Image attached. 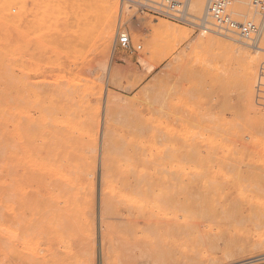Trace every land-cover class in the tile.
<instances>
[{
	"label": "rangeland",
	"instance_id": "374dc122",
	"mask_svg": "<svg viewBox=\"0 0 264 264\" xmlns=\"http://www.w3.org/2000/svg\"><path fill=\"white\" fill-rule=\"evenodd\" d=\"M207 1L180 21L112 0L108 41L101 0H0V264H264V31L258 49L204 34ZM242 17L260 19L251 0ZM77 148L79 170L44 164Z\"/></svg>",
	"mask_w": 264,
	"mask_h": 264
},
{
	"label": "built area",
	"instance_id": "2783aa9c",
	"mask_svg": "<svg viewBox=\"0 0 264 264\" xmlns=\"http://www.w3.org/2000/svg\"><path fill=\"white\" fill-rule=\"evenodd\" d=\"M130 3L141 15H157L175 20H185L184 9L189 0H123ZM235 0H208V14L212 20L209 24L214 33L224 37L235 36L250 43L258 49V42L264 28V0H251V6L260 15L258 21L247 20L236 14L233 9ZM243 19V20H242ZM204 27V26H203ZM205 28V27H204ZM119 44L122 48L134 51L127 33H120ZM139 46L137 49L140 50ZM255 86L256 103L264 107V63L258 69Z\"/></svg>",
	"mask_w": 264,
	"mask_h": 264
},
{
	"label": "bare ground",
	"instance_id": "6f19581e",
	"mask_svg": "<svg viewBox=\"0 0 264 264\" xmlns=\"http://www.w3.org/2000/svg\"><path fill=\"white\" fill-rule=\"evenodd\" d=\"M15 1V0H14ZM197 1V3H201L202 5H203V7H204V4H205V1L206 0H196ZM208 2V1H207ZM23 3V2H22ZM101 3L104 5L103 7L105 8V15H106V17H107V20H108V22H109V25H111V27L110 28H108V31H107V36H106V39L108 40V41H111L112 40V38H113V31H114V26H115V20H116V18H117V2L116 3H114L113 4V2H112V0H101ZM3 4H5V3H3ZM194 5V4H193ZM198 5V4H197ZM249 5V0H235V5H234V9H233V11L236 13V14H239L240 16H242L245 12H247V6ZM191 6H192V0H189L188 1V4H187V9L191 12ZM194 9V8H193ZM195 10V9H194ZM202 10H203V8H202ZM193 11V10H192ZM196 11H198L197 9H196ZM194 12V11H193ZM193 16V15H192ZM193 17H195V16H193ZM195 18H197V17H195ZM198 19H200L201 20V22L204 24V27H205V32H204V34L205 33H207L206 32V30H208V28H207V25H209V24H211L212 23V20H211V18H210V15L208 14V10H206V13L201 17V18H198ZM113 24H114V26H113ZM181 31V30H180ZM263 31H264V28H263ZM162 32H165V34L168 36V34L171 36V35H176L177 34V32H179V29L178 28H176V27H174V26H171V25H169V24H167V23H164V28L163 29H161L159 32H158V34L159 33H162ZM182 32V31H181ZM165 34H164V36H165ZM163 36V37H164ZM174 37V36H173ZM106 42V41H105ZM162 42V41H161ZM166 42V41H165ZM198 45H200V46H202V47H205V48H208V49H212V48H217L218 50H220L222 53H226V54H230V55H233V54H235V55H239V56H243V57H247V56H249V55H247V52L243 49V48H240V47H237V46H234V45H232V44H226V43H224V42H222V41H220V40H216V39H213V38H207L206 40H204V39H201V40H199V42H198ZM24 104V103H23ZM6 106V105H5ZM22 120V119H21ZM25 122V121H24ZM23 125V124H22ZM38 125V124H37ZM28 126H30V125H28ZM33 126V125H32ZM32 126H31V128H32ZM34 129V128H33ZM36 132V131H35ZM3 137H4V135H3ZM3 139V138H2ZM9 140H10V138H8ZM11 141V140H10ZM109 141H110V138L108 137L107 138V143H109ZM45 147V146H44ZM87 149H90V148H87ZM91 150V149H90ZM87 151V150H86ZM89 151V150H88ZM114 151V152H113ZM84 155V152L82 153V150H81V152L79 151V148H77L76 149V151H70V152H67V153H62L61 151H56V152H54L53 151V153H51L50 154V156L47 158V160H46V162H44V164H49V165H51L52 167H59V166H70V167H73V168H75L76 170H79L80 169V167H81V162H80V160L81 159H83V156ZM119 156H120V153H119V151H115V150H110V149H106L105 150V162H104V172H103V176L104 177H106V193H111V192H113L114 191V188H115V185H114V183H113V181H111L110 180V178H112V176H111V174H110V169H111V166H112V162H114V161H118L119 160ZM26 157V156H25ZM22 159V158H21ZM29 159V158H28ZM84 164H85V162H84ZM87 165V164H86ZM130 165V164H129ZM90 167V166H89ZM166 167V166H165ZM66 168V167H65ZM83 168L84 169H86L85 167H84V165H83ZM90 168H92V167H90ZM167 168V167H166ZM87 170V169H86ZM11 171V170H10ZM92 171V170H91ZM86 172V171H85ZM14 173V172H13ZM102 173V172H101ZM15 174V173H14ZM88 174V171H87V173H85V175H87ZM91 175H93V174H91ZM90 175V176H91ZM101 176H102V174H101ZM72 177V176H71ZM88 177V176H87ZM121 178V177H120ZM119 178V179H120ZM122 179V178H121ZM21 180V179H20ZM86 180V179H85ZM25 181V180H24ZM88 181V180H87ZM101 182V181H100ZM145 184H147L146 182H144ZM132 186H135L136 187V189L137 190H139V191H142L143 190V187H141V188H139L138 186H137V184H134V183H130ZM150 184V183H149ZM149 184H147V185H149ZM12 185V184H11ZM118 185V184H117ZM119 185H120V183H119ZM127 185H128V183H127ZM149 186H151V185H149ZM7 187V186H6ZM13 187V186H12ZM69 186H67V188H68ZM129 187H131L130 185H129ZM96 188V187H95ZM99 188V187H98ZM144 188H145V186H144ZM169 188V187H168ZM85 190H86V188H84ZM118 189V188H117ZM134 189V188H133ZM63 190V189H62ZM131 190V189H130ZM160 190V189H159ZM169 190V189H168ZM87 191V190H86ZM119 191V190H118ZM128 191H129V189H128ZM133 191V190H132ZM79 190L77 191V196H80V194H79ZM96 192V191H95ZM131 192V191H130ZM161 192V191H160ZM87 193V192H86ZM98 193V192H97ZM33 195V194H32ZM40 195V194H39ZM87 195V194H86ZM101 195V194H100ZM163 195H164V193H163ZM61 196V195H60ZM98 196V195H97ZM104 196H106V194L104 193ZM124 196V195H123ZM59 198V197H58ZM30 199V198H29ZM105 199V205H104V214L105 213H107V212H109L110 210H109V206H108V203H109V199H107L106 197L104 198ZM127 199V198H126ZM166 199H167V197H166ZM170 199V198H169ZM31 200V199H30ZM111 200V199H110ZM13 201V198L11 197L10 198V200H9V203H10V205H11V202ZM112 201V200H111ZM131 201V200H130ZM130 201H127L128 203H131ZM2 202V201H1ZM15 202V201H14ZM171 202V201H170ZM18 203V202H17ZM133 203V202H132ZM174 203V202H173ZM2 204V203H1ZM141 204V203H140ZM17 205V204H16ZM27 206V205H26ZM62 206V205H61ZM95 207V206H94ZM175 207H177V206H175ZM13 208V207H12ZM11 208V209H12ZM16 208V207H15ZM119 208V207H118ZM205 208V207H204ZM4 209V208H3ZM27 209V208H26ZM52 209V208H51ZM155 210H156V208H154ZM41 210V209H40ZM58 210V209H57ZM81 210V208H80V205H77V211H80ZM154 210V211H155ZM88 212V211H87ZM156 212V211H155ZM161 211H159V213H160ZM233 212V211H232ZM149 213V212H148ZM162 213V212H161ZM173 213V212H172ZM195 213V212H194ZM202 213H204V212H202ZM10 214V213H9ZM165 214V213H164ZM170 214V213H169ZM197 214V213H196ZM26 215V214H25ZM205 215V213L203 214V216ZM88 216H90L89 214H88ZM161 216V215H160ZM169 216V215H168ZM168 216H166V217H168ZM11 217V216H10ZM83 217V216H82ZM91 217V216H90ZM170 217V216H169ZM168 217V218H169ZM176 217V216H175ZM205 217V216H204ZM5 218V217H4ZM93 218V217H92ZM96 218V217H95ZM98 218V217H97ZM103 219V218H102ZM206 219V218H205ZM36 220H37V218H36ZM95 220V219H94ZM174 220H176V219H174ZM169 221H170V218H169ZM86 223V222H85ZM101 223V222H100ZM18 224V223H17ZM32 224H34V223H32ZM2 225V224H1ZM52 225V224H51ZM100 226H101V224H100ZM112 227V226H111ZM110 227V228H111ZM222 228V227H221ZM3 229V228H2ZM6 229V228H5ZM5 229H3V230H5ZM93 229V228H92ZM91 229V230H92ZM207 229V228H206ZM11 230V229H10ZM104 230V229H103ZM8 231V230H7ZM21 231V230H20ZM29 231V230H28ZM6 232V231H5ZM97 232V231H96ZM170 232V231H169ZM168 232V233H169ZM19 233V232H18ZM101 233V232H100ZM7 234H10V233H8L7 232ZM11 234H12V232H11ZM22 234V233H21ZM170 234V233H169ZM191 235L192 233H188V235ZM205 234V233H204ZM13 235V234H12ZM138 235V234H137ZM260 235V234H259ZM21 236V235H20ZM96 236V235H95ZM193 236V235H192ZM8 237V236H7ZM13 238H14V236H13ZM20 238V237H19ZM15 239V238H14ZM16 239H18L17 238V236H16ZM23 239V238H22ZM86 239V238H85ZM105 239V238H104ZM18 240H20V239H18ZM103 240V239H102ZM22 241H24V240H22ZM212 241V240H211ZM120 242V241H119ZM14 243V242H13ZM85 243V242H84ZM123 244H125V243H123ZM122 244V245H123ZM28 245H29V243H28ZM65 245V244H64ZM88 245V244H87ZM121 245V244H120ZM128 245V244H127ZM126 245V246H127ZM22 246H23V244H22ZM34 246V245H33ZM131 246V245H130ZM30 247V246H29ZM63 247V246H62ZM114 247V246H113ZM123 247V246H122ZM257 248H264V236H262V237H260V239H259V242H258V244H257V246H256ZM109 248V247H108ZM112 248V247H111ZM185 248V247H184ZM26 249V248H25ZM115 249V248H114ZM125 249H127V248H125ZM32 250V249H31ZM17 251V250H16ZM40 251V250H39ZM147 251V250H146ZM196 251V250H195ZM122 252V251H121ZM197 252V251H196ZM264 253V252H263ZM121 254V253H120ZM148 255H150L149 253H148ZM259 255V254H258ZM123 256V255H122ZM121 256V257H122ZM126 256V255H125ZM129 257H130V255H128ZM127 256V257H128ZM94 257V256H93ZM253 257V256H252ZM95 258V257H94ZM93 258V260L95 261V259ZM125 257L123 256V258H122V261H124L123 259H124ZM247 258V257H246ZM90 258H87L86 259V264H88L89 262H90V260H89ZM128 261H129V259L128 258H126ZM263 259V258H262ZM262 259H255V260H253V261H248L246 264H248V263H254V262H257V261H259V260H262ZM92 260V261H93ZM127 260H126V262H127ZM132 259H130V261L129 262H131L132 263V261H131ZM91 261V262H92ZM143 262V261H142ZM148 262V261H147ZM94 263V262H93ZM119 263V262H118ZM137 263V262H136ZM141 264V263H140ZM148 264V263H147Z\"/></svg>",
	"mask_w": 264,
	"mask_h": 264
}]
</instances>
